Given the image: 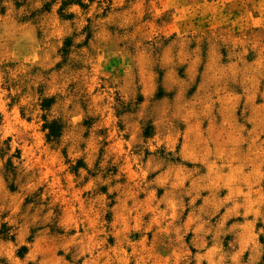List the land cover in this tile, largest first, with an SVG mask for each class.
<instances>
[{"label":"rangeland","instance_id":"obj_1","mask_svg":"<svg viewBox=\"0 0 264 264\" xmlns=\"http://www.w3.org/2000/svg\"><path fill=\"white\" fill-rule=\"evenodd\" d=\"M0 264H264V0H0Z\"/></svg>","mask_w":264,"mask_h":264},{"label":"trees","instance_id":"obj_2","mask_svg":"<svg viewBox=\"0 0 264 264\" xmlns=\"http://www.w3.org/2000/svg\"><path fill=\"white\" fill-rule=\"evenodd\" d=\"M55 135L52 133V129H49V133L47 134L48 139H52Z\"/></svg>","mask_w":264,"mask_h":264}]
</instances>
